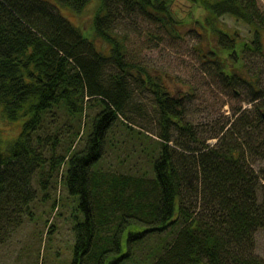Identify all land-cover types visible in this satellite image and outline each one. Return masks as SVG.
<instances>
[{
  "label": "trees",
  "instance_id": "1",
  "mask_svg": "<svg viewBox=\"0 0 264 264\" xmlns=\"http://www.w3.org/2000/svg\"><path fill=\"white\" fill-rule=\"evenodd\" d=\"M90 1L0 0V112L8 121L24 117L22 130L6 148L0 138V243L26 218L35 219L39 189L40 201L49 198L58 210L60 197L50 194L43 175L61 169L60 183L67 195H78L83 214L73 223L70 264H264L256 251V232L264 229V183L253 165L264 159V100L254 116L246 109L225 132L211 134L220 139L211 145L185 118L183 99L161 73L128 59L126 38L116 30L122 19L139 14L173 33L199 24L214 40L203 54L206 61L216 63L226 81L247 79L241 74L244 53L249 48L263 53L261 44L243 41L240 31L229 32L221 17L250 23L257 36L264 28L259 0H184L191 5L185 16L179 0H100L94 36L108 42L107 52L63 13H81ZM253 76L248 81L254 86L258 74ZM138 87L155 94L158 137L142 129L134 115L146 112L134 100ZM263 95L254 93L251 100ZM92 100L98 109L87 128L83 117ZM56 111L78 126L66 139L53 131L47 158L33 140L44 118ZM86 130L84 145L76 147ZM119 131L123 140L125 132L142 136L144 161L131 164L126 157L120 167L112 161L103 165ZM62 141L68 144L59 153ZM38 168L37 190L32 179ZM55 225L47 226L48 233Z\"/></svg>",
  "mask_w": 264,
  "mask_h": 264
},
{
  "label": "rangeland",
  "instance_id": "2",
  "mask_svg": "<svg viewBox=\"0 0 264 264\" xmlns=\"http://www.w3.org/2000/svg\"><path fill=\"white\" fill-rule=\"evenodd\" d=\"M49 1L54 2L55 0ZM178 2L182 4V15L185 16L190 11L191 5L184 0ZM259 4L264 11V0H259ZM99 5L100 0H91L81 13L68 9H65L63 13L76 25L82 27L85 30L83 33L107 52L108 42L101 37L94 36L93 17ZM182 15L179 14V16ZM196 15L203 17V10L197 9ZM221 23L231 33L240 31L243 41L248 40L253 46L261 44L263 53L254 50L255 48H249L244 53L246 62L241 74L247 79L236 77L232 78L234 80L226 81L218 72L217 64L206 61L203 54L209 53L210 41L214 40L204 36L206 29L200 27L199 24L193 29L191 24L185 27L180 26L173 33L168 26L139 14L125 17L117 24L116 29L126 38L128 59L145 64L156 74L161 73L165 84L170 87L173 93L183 99L185 118L191 120L197 129L203 131V137L211 145L217 144L220 140L219 136L211 137V134L222 128L225 132L230 122L238 115L243 114L246 109H250L246 112L247 115L254 116L257 112L256 104L264 100V95L251 100L254 93L264 94V28L259 27L261 33L256 36V31L250 23L229 14L221 17ZM255 74H258L257 85L253 86L248 80L253 79ZM134 97V100L141 102L146 111L141 114L138 111L134 113L137 119L144 123V127L135 125L158 137L156 133L159 132L160 126L158 113L153 103L155 94L151 90L138 87ZM91 103L92 105L88 104L87 115L83 117V120L88 121L87 128L91 117L98 109L94 100ZM53 113L55 116L49 114L44 118L33 140L39 149L44 150V155L47 158L51 156L52 138L55 132L59 130L60 136L66 139L69 132L78 126V122H74L75 126L72 127L69 118L62 111ZM122 118H124L123 115ZM23 121L24 117L8 121L0 112V138L4 148L12 141L8 139L14 140V137L22 130L19 129L21 124L23 125ZM225 125L226 127H224ZM120 132L117 133V136L120 137L119 141L110 148L103 160V165L106 167L111 161L116 168L120 167L121 158H132L131 164H135L139 160L144 161L147 158V155L140 151L143 145L141 143L142 136L138 137L133 132L128 134L125 132L123 135L127 136L123 140ZM38 133L43 139L42 142ZM86 133L87 130L81 138L79 137L76 147L84 145ZM67 144L68 141L58 143V152L64 151ZM124 163L129 164V161L125 160ZM253 165L264 183V159L257 160ZM130 167L132 169V165ZM128 168L129 165L126 169ZM39 171L40 168L35 170V177L32 179L35 188L40 186L41 174ZM43 176L49 178L50 194L53 195L56 192V196L59 195L61 201L59 208L58 210L56 207L52 209L50 207L52 200L49 198L46 201H40L44 192L38 190V187V197L34 201L35 219L26 218L6 242L0 243V264L71 263L74 247L73 223L77 220V214L81 218L83 217V214L78 210L79 197L73 194L67 195L66 186L60 183L64 178L61 169L55 171L51 176H48V172ZM52 178H56L55 183ZM263 190L264 187H261V193ZM45 217L49 221H46ZM53 223L56 225L48 233L46 228L48 225L49 228L53 227ZM256 242V251L264 256V229L261 228L256 232Z\"/></svg>",
  "mask_w": 264,
  "mask_h": 264
},
{
  "label": "water",
  "instance_id": "3",
  "mask_svg": "<svg viewBox=\"0 0 264 264\" xmlns=\"http://www.w3.org/2000/svg\"><path fill=\"white\" fill-rule=\"evenodd\" d=\"M263 117H264V111H263Z\"/></svg>",
  "mask_w": 264,
  "mask_h": 264
},
{
  "label": "clouds",
  "instance_id": "4",
  "mask_svg": "<svg viewBox=\"0 0 264 264\" xmlns=\"http://www.w3.org/2000/svg\"><path fill=\"white\" fill-rule=\"evenodd\" d=\"M264 118V117H263Z\"/></svg>",
  "mask_w": 264,
  "mask_h": 264
}]
</instances>
